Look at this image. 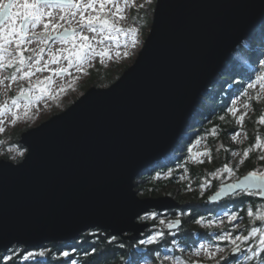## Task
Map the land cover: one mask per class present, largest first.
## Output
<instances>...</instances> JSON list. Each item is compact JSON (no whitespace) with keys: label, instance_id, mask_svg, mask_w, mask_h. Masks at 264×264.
Here are the masks:
<instances>
[{"label":"water","instance_id":"water-1","mask_svg":"<svg viewBox=\"0 0 264 264\" xmlns=\"http://www.w3.org/2000/svg\"><path fill=\"white\" fill-rule=\"evenodd\" d=\"M263 20L264 0H156L134 64L24 131L21 161L0 158L15 169L0 177L4 194L13 202L24 188L29 202L27 212L0 229V251L66 242L94 228L133 242L150 227L142 215L178 208L171 195H139L135 180L170 152L203 90ZM235 181L206 202L242 191L225 187ZM173 222L171 230L182 223Z\"/></svg>","mask_w":264,"mask_h":264},{"label":"trees","instance_id":"trees-1","mask_svg":"<svg viewBox=\"0 0 264 264\" xmlns=\"http://www.w3.org/2000/svg\"><path fill=\"white\" fill-rule=\"evenodd\" d=\"M155 5L156 0H152L148 7L133 9L131 12L130 19L143 24L145 40L151 29ZM145 23L148 28L144 26ZM260 49H264V20L234 50L215 78L203 90L192 115L187 119L180 139L170 152L143 170L136 178V190L142 193L143 197L171 195L181 203L178 208L166 211L151 210L148 214L142 215L140 221L149 222L150 227L139 240L133 242L114 236L107 230L94 228L80 234L76 239L45 243L36 249L14 245L7 251H0V264H138L143 260L150 264H160L166 254L181 258L183 251L190 252L195 247H199L198 243L201 240L214 242L216 236H212L211 233L219 232L220 236L225 228H204V225L212 220L217 221L225 215L229 216L233 213L238 215L243 225L240 229L243 235H249L252 227L264 229V221L256 216L258 210L264 209V199L256 191L251 193L239 191L217 202H206V199L218 191L223 183L214 179L208 189L203 190L204 180L209 174L217 167H223L225 163L230 162L229 150L235 148L230 139L232 131L242 129L248 135V141L242 148L243 163L239 165L241 158L236 162V165H239L238 175L241 177L251 170H264V160L260 159V156L264 155L263 150L252 148L249 155L244 156V150L255 144L257 136L261 140L264 139V125L258 124L255 116L246 119L244 125H241L238 116L228 111L230 99L242 93L246 81L254 79L252 69L260 55ZM127 67H120V73ZM5 69L9 68L5 67ZM117 69L115 66L92 70L89 79L84 81V89L87 91L91 86L101 87L112 84L119 78ZM258 105H261L257 109V116L260 117L264 115V102ZM214 132L217 133L216 136ZM204 137H207L212 144L211 150L215 161L195 164L192 160H187L186 158L192 155L193 142ZM20 138L21 134L16 135L13 144L19 150H26L21 145ZM1 157L5 158L4 155ZM20 160L22 159L19 157L16 159V161ZM185 169H188L190 178L182 181L177 174ZM169 172L171 175L164 176ZM250 209L254 213L251 217L248 215ZM176 219L182 221L181 226L171 230L168 223ZM162 220L164 223H161ZM230 225V222H226V226ZM158 232L163 235L153 243H140L141 240L147 241L150 236ZM259 239L260 235L257 234L251 236L248 241H240L242 251L236 256L231 251L230 260L222 264H264V249L260 248ZM219 243L227 244L224 239ZM138 246L144 247L145 250L138 251ZM29 251H32L34 258L24 259ZM252 251H256L257 255L252 256ZM39 252H44L45 256L41 255L45 257L44 259L38 257ZM64 252H68L69 255H63Z\"/></svg>","mask_w":264,"mask_h":264},{"label":"snow or ice","instance_id":"snow-or-ice-1","mask_svg":"<svg viewBox=\"0 0 264 264\" xmlns=\"http://www.w3.org/2000/svg\"><path fill=\"white\" fill-rule=\"evenodd\" d=\"M130 2H133V0H122L124 7H121V0H86V2L85 0H0V70L5 67L14 69L10 77L0 79V84L4 82V79L16 81L17 79L30 78L35 73L45 69L51 73L44 80H38L35 84L29 83L27 88L22 87L20 92L11 99L10 105L7 102L0 104V116L4 115L6 111H11L12 108L19 109L21 107L20 101H24V116H29L28 106L33 101H39L45 96L55 98L51 88L53 84L52 75L63 76L68 73V69L73 66L74 62H79V70L83 63L89 61L93 56L103 57L108 55L107 48L103 51H97L93 43L95 37L90 40L89 36L84 34L86 30L103 34L102 39L96 41L97 43H103L104 40H117V46H119L118 37L121 33L125 36L132 34L134 37L132 42L135 43L137 29H126L118 26V22L125 19L122 13L125 12ZM97 5H99L98 9ZM57 9L59 14L54 15V11ZM86 12L87 15H85ZM77 16H79L78 20L76 19ZM73 23L77 25L76 28L65 27L66 24L71 25ZM37 28H40L41 31H36ZM34 40L37 42V48H29L28 46ZM49 41H58L62 47L54 52L49 47ZM64 45L70 47H63ZM46 49L50 59L45 62L44 67H41V60ZM26 52H30L32 55H25ZM57 52H67L68 67L60 69L47 68V65L56 64L61 59ZM116 55H120V53L117 52ZM124 55H128V53L125 52ZM257 80L264 81V73L257 77ZM248 87L252 88L254 85L249 84ZM60 91H63V89ZM259 98L258 95L256 99ZM244 107L247 108L248 105L246 104ZM228 111L235 116L239 109L229 108ZM17 119H19V116L13 113L12 123H15ZM244 119L245 115H240L238 122L242 124ZM260 122L264 123V115H261ZM2 123L3 121L0 120V124ZM2 131H4V128L0 127V132ZM261 146V138L257 136L255 144L244 150V156L247 157L252 148H260ZM260 159L264 160V155H261ZM20 167H23V165L21 164ZM224 167L231 171L228 165ZM9 170H15L11 164H0V177L6 180ZM168 175H171V172ZM225 187L228 189L239 188L245 193L256 190L259 196L264 197V171H250ZM216 195L218 196L219 193ZM28 210L29 202L26 189L21 188L16 199L10 202L7 195L4 194L2 186H0V229L10 227ZM253 214V210L250 209L248 215L251 217ZM256 216L259 220L264 221V209L258 210ZM237 218L235 213L229 217L230 220H236ZM161 223H164V221H161ZM173 223H179V221ZM257 234L260 235V248L264 249V229L261 228L252 227L249 235H239L232 238L231 233H227L221 238L230 239L232 245H234L232 251L240 252L241 246L237 241H248L251 236ZM162 235L158 232L150 236L147 241L141 240L140 243L147 242L151 244ZM43 254L40 253V255ZM63 255L68 256L69 253L64 252ZM208 255L212 256L213 253L208 252ZM256 255V251H252V256Z\"/></svg>","mask_w":264,"mask_h":264},{"label":"rangeland","instance_id":"rangeland-1","mask_svg":"<svg viewBox=\"0 0 264 264\" xmlns=\"http://www.w3.org/2000/svg\"><path fill=\"white\" fill-rule=\"evenodd\" d=\"M151 1L152 0H133V2H130L127 5L125 12L122 13V15L125 16V19L118 22V26L124 27L126 29L127 28L137 29V32L135 34V41H136L135 43L132 42L134 39L132 34H128L127 36H125L123 33H121L118 37L119 46H117V40H104L103 43H97L96 41H100L102 39L103 34H97L86 30L84 34L88 35L90 40L93 37H95L93 43L95 44L97 51L98 52L103 51L105 48H107L109 54L103 57L93 56L92 58H90L89 61L84 62L82 67L79 68V70H78L79 62H74L73 66L68 69V73L64 74L63 76L52 75L53 84L51 85V88H52V94L55 96V98L53 99L50 96H45L39 101H33V103L28 106L29 116L27 117L24 116V111H25L24 101H20L21 107L19 109L12 108L11 111H6L4 115L0 116V120L3 121V123L0 124V127L4 128V131L0 132V156L4 155L5 159L14 162H19L16 161L18 157L23 159L27 150H19L15 146V144H13L14 137L18 134H22L24 131L34 126H38L43 121L49 119L50 117H52L57 113L66 110L71 104L76 102L78 97L79 96L81 97L86 92V90L83 87V84L84 81L89 79L92 70H98V68L100 67L109 69L116 66V68H118L117 77H120L124 72L123 71L122 73H120V67H125V66L129 67L132 64H134V62L138 58L144 46L145 30L143 31V24L139 23L138 21L130 19L131 12H133V9L140 10L148 7ZM120 6L124 7L122 0ZM98 8L99 5H97V9ZM58 14H59V10L57 9L54 11V15H58ZM87 14L88 13L86 12L85 15ZM153 17L154 14L152 18ZM76 19L78 20L79 16H77ZM151 21L153 22V19ZM145 25L146 28H148V25L146 23L144 24V26ZM65 27L76 28L77 25L75 23L71 25L66 24ZM36 31H41V29L37 28ZM28 47L37 48V42L34 40L32 44H30ZM49 47H51L52 50L56 52V50L60 49L62 45L58 41H49ZM63 47H70V46L64 45ZM259 51H260V55L255 62L254 68L252 69L253 76H255L254 79L245 82L242 88V93H241L242 95L241 94L235 95L230 99V108L239 109V112L236 113V116H238V120L240 115H245L244 121L248 118L255 116L256 122L258 124L260 123L264 125V123L260 122L261 116L260 117L257 116L258 115L257 109L261 106L258 104L264 102V81L257 80V77L261 76V74L264 73V49H260ZM117 52H119L120 55H116ZM125 52L128 53V55H124ZM25 55H32V53L26 52ZM57 55L61 57L59 62L56 64H49L47 65V68L60 69V68L68 67V59L66 58L68 55L67 52L64 53L57 52ZM49 59L50 57L46 49L45 53L43 54V59L41 60L40 66L44 67L45 62ZM13 70L14 69L12 68H9L8 70L5 68L0 70V79H3L4 77H10ZM50 75L51 73L47 69H45L44 71L35 73L34 76L30 78H25L23 80L17 79L16 81H12L11 79H4V82L0 84V104L7 102L10 105L11 99L20 92L22 87L27 88L29 83L35 84L38 80H44L46 77H49ZM249 84H253L254 87L249 88L248 87ZM101 87H105V86H101ZM61 89H63V91H60ZM258 95L260 98L256 99ZM246 104L248 105L247 108L244 107ZM13 113H16L19 116V119H17L15 123H12ZM244 121L242 124L241 123L240 124L244 125ZM192 128L193 127H191V129ZM216 135L217 133L214 132V136ZM230 139L232 144H234L235 148L229 150L231 159L230 162L225 163V165H228L231 171H228V169L224 167L225 165L223 167H217L216 170L210 173L209 177L204 180V184H203L204 191L208 189L209 185L212 183L214 179H218L222 181V183H225V182L235 181L240 178V176L238 175L239 173L238 169H239V165H242L243 163L241 162L244 159L242 155L243 154L242 148L248 141V135L246 131L241 129L237 131H232L230 134ZM261 145L262 146L259 149L264 151V139L261 140ZM211 146L212 144L209 142L207 137L201 138L199 140H195L191 148L192 155L191 157L189 156L186 159L192 160L195 164L214 162L215 160L213 157V152H212L213 150H211ZM21 153H23V155H21ZM8 155L9 158H7ZM13 157H15V159H13ZM238 158H241V161L239 162L240 163L239 165H236ZM189 174L190 173L188 169H185L179 172L177 176L178 178L180 177V180L183 181V180H188L190 178ZM167 175H168L167 173L166 175L164 174V176ZM192 183H194V180H192ZM141 194L142 193H139V195ZM150 216L155 217V215H150ZM230 216L231 214H229V216L225 215L224 217H222L217 221L212 220L210 221V223L204 225V228L206 227L225 228V231L222 232V234L220 235L221 237L225 236V234L227 233H231L232 238H235L236 236L239 235H243V231H240V229L243 227L241 220L238 218L236 220H230L229 219ZM226 222H230L231 225L226 226ZM213 223H215V225H213ZM168 225H173V223L172 222L168 223ZM237 225H239V227H237ZM218 233L219 232L211 233L212 236H216L214 242H206L201 240L198 243L199 247H195L190 252L183 251L181 258L173 257L170 254H166L164 255V258L162 259V262L160 264H192L195 261L204 262L207 264H222L225 261L230 260L229 257L234 245H232L230 239H224L227 242V244L225 245L219 243L222 238H220ZM239 242L240 241H237V243ZM137 250L144 251L145 249L144 247L138 246ZM31 252L32 251H29V254L27 253L24 259H28V260L33 259L34 257L32 256L34 255H32ZM208 252L213 253V255L209 256ZM38 254H40V252ZM42 256H45V254H43ZM38 257L42 259L45 258V257H41V255H39ZM138 264H150V263L143 260V262L139 261Z\"/></svg>","mask_w":264,"mask_h":264},{"label":"flooded vegetation","instance_id":"flooded-vegetation-1","mask_svg":"<svg viewBox=\"0 0 264 264\" xmlns=\"http://www.w3.org/2000/svg\"><path fill=\"white\" fill-rule=\"evenodd\" d=\"M235 255H237L238 253H236V252H233Z\"/></svg>","mask_w":264,"mask_h":264},{"label":"bare ground","instance_id":"bare-ground-1","mask_svg":"<svg viewBox=\"0 0 264 264\" xmlns=\"http://www.w3.org/2000/svg\"><path fill=\"white\" fill-rule=\"evenodd\" d=\"M251 33H252V32H251ZM249 35H250V34H249ZM249 35H248V36H249ZM241 43H242V42H241Z\"/></svg>","mask_w":264,"mask_h":264},{"label":"built area","instance_id":"built-area-1","mask_svg":"<svg viewBox=\"0 0 264 264\" xmlns=\"http://www.w3.org/2000/svg\"><path fill=\"white\" fill-rule=\"evenodd\" d=\"M79 97H80V96H79ZM79 97H78V98H79Z\"/></svg>","mask_w":264,"mask_h":264}]
</instances>
